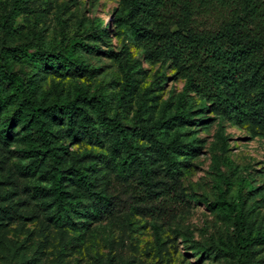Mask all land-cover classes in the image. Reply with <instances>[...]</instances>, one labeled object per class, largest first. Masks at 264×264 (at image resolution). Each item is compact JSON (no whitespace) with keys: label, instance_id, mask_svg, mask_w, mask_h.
Masks as SVG:
<instances>
[{"label":"rangeland","instance_id":"obj_1","mask_svg":"<svg viewBox=\"0 0 264 264\" xmlns=\"http://www.w3.org/2000/svg\"><path fill=\"white\" fill-rule=\"evenodd\" d=\"M123 13L119 0H0V50L27 45L32 52L38 46L55 53L76 41L81 70L71 66L64 76L36 74L29 62L16 60L12 71L32 76L37 98L46 104L73 101L79 91L102 99L104 116L118 121L133 134L134 146H144L148 153L150 145L130 130L136 112L142 111L143 125L172 117L185 80L169 62L146 61L127 30L117 25ZM185 100L184 110L194 123L160 138L178 135L198 152L180 157L185 203L168 214H141L132 208L138 191L120 186L112 167L103 163L110 138L91 111L99 142L81 136L63 140L64 169L73 163L95 169L97 174L86 175L96 191L107 189L122 201L114 217L90 221L77 216L75 230L55 226L49 201L34 191L49 188L51 163L46 160L34 174L24 169L31 160L29 146H39L38 136L24 138L20 126L6 122L11 111L2 113L0 129L9 127L13 137L0 138V206L22 220H0V264H238L237 229L243 236L264 234V138L203 111L204 103L192 93ZM3 122L6 127H1ZM92 157L97 160L89 161ZM217 203L237 209L239 227L235 214L209 209ZM90 206L87 197L81 200L80 207ZM252 252L250 264H264V245L252 247Z\"/></svg>","mask_w":264,"mask_h":264},{"label":"trees","instance_id":"obj_2","mask_svg":"<svg viewBox=\"0 0 264 264\" xmlns=\"http://www.w3.org/2000/svg\"><path fill=\"white\" fill-rule=\"evenodd\" d=\"M119 4L124 13L117 18V25L127 30L146 61L169 62L185 80L178 112L172 117L143 125L142 111L136 112L130 130L150 145L148 153L146 147L134 146L133 134L125 132L118 121L104 116L106 103L102 99L79 91L73 101L46 104L37 98L32 76L12 71V61L16 60L29 62L36 74L64 76L71 73V66L81 70L83 65H76V41L55 53L38 46L32 52L33 47L27 45L0 50V115L11 111L6 121L10 127L20 126L24 138L31 133L38 136L39 146H29L31 160L24 169L34 174L46 160L51 163L49 188L34 191L49 201L51 220L58 228L75 230L74 219L79 215L90 221L114 217L122 204L107 189L96 191L86 175V171L97 174L95 169L74 163L64 169L65 138L81 136L99 142L90 111L110 138L109 155L103 163L112 167L120 186L138 191V202L132 208L141 214H168L185 203L180 175L184 162L180 157L195 155L198 149L183 143L178 135L169 140L160 136L194 123L184 110L188 93L204 103L203 111L264 138V0H119ZM126 84L132 87L129 78ZM12 137L9 127L0 129L2 140ZM94 160L97 158L89 161ZM70 186L73 189L69 190ZM85 197L91 200L89 210L80 207ZM209 209L235 214L237 227L242 222L237 209L228 203L209 205ZM0 220L22 218L0 206ZM241 230L237 229L234 252L238 264H250L252 247L264 245V234L243 236Z\"/></svg>","mask_w":264,"mask_h":264}]
</instances>
